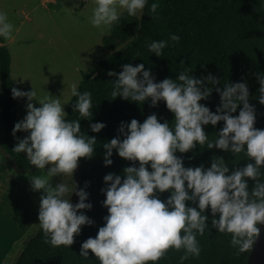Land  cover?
Wrapping results in <instances>:
<instances>
[{
  "label": "clouds",
  "instance_id": "obj_1",
  "mask_svg": "<svg viewBox=\"0 0 264 264\" xmlns=\"http://www.w3.org/2000/svg\"><path fill=\"white\" fill-rule=\"evenodd\" d=\"M94 4L90 23L102 29L119 20L118 8L125 9L129 16H136L145 8L147 0H94ZM159 7V3H152L150 13L154 15ZM12 31L13 24L7 14L0 13V37L10 39ZM179 41L180 37L172 34L168 41H151L147 48L160 57L170 43L178 44ZM180 65L183 70L175 80L166 78L158 83L151 70H145L144 64H125L119 74L107 73L116 78L111 83L114 99L119 96L142 104L150 98L151 107L164 101L175 119L172 126L167 121L161 123L155 114L142 124L136 119L128 124L122 122L119 135L103 144L106 167L113 163L114 149L119 157L138 161L139 167L124 168L123 177L113 173L105 175L107 187L102 192L106 195L103 205L108 215L96 237H89L82 243L79 256L84 259H88L91 252L99 264H156L170 249L183 250L181 264L190 257L198 258L201 247L197 234L202 236L208 228L209 216L205 212L209 208L211 228L230 234L231 246L240 253L252 249L261 235L259 225H264V182L260 179L264 166V130L254 126L256 108L249 102V85L246 81L227 82L221 88L218 87L220 79L213 74L196 78L183 60ZM255 75L260 85L258 101L264 105V74ZM213 89L220 96L215 112L200 103L212 95ZM11 91L14 98L26 97L29 101L27 115L15 124L13 135L21 131L30 132V135L18 140L13 151L26 153L30 164L38 169L51 166L47 174L31 178L33 190L44 193L40 197L38 219L45 243L70 247L82 226L93 224L83 214L84 210L92 209L91 203H85L88 193L84 189L77 190L72 177L80 159L93 157L97 141L81 132L80 120L66 121L60 99L47 96L39 101L40 107H36L31 103L37 95L34 89L25 92L12 88ZM72 96L78 97L74 111L90 120L92 94L78 92L77 85L73 84ZM238 108V116L233 115ZM219 122H223V128L214 139H209L204 126H216ZM104 127L103 123L90 124L94 133ZM197 145L233 155L245 152L254 163L235 168L231 174L222 157H213L209 168L204 165L185 168L176 153H187ZM58 175L71 180L63 179L53 187L50 180ZM249 179L255 181L251 191ZM157 192H171V195L164 201ZM73 193L79 198L75 205L70 202ZM189 201L197 207L187 206Z\"/></svg>",
  "mask_w": 264,
  "mask_h": 264
},
{
  "label": "trees",
  "instance_id": "obj_2",
  "mask_svg": "<svg viewBox=\"0 0 264 264\" xmlns=\"http://www.w3.org/2000/svg\"><path fill=\"white\" fill-rule=\"evenodd\" d=\"M159 3L160 7L153 15L150 5ZM1 13V12H0ZM180 37L178 44L170 43L163 49V54L157 57L148 51L147 45L151 41H168L170 35ZM7 40L0 37V77L3 91L0 94V148H2L21 170H30L33 165L28 161L26 153H16L13 149L18 140L30 135V132H16L13 129L18 123V104L21 98H14L12 88L19 87L13 78L12 54L6 44ZM104 47L113 53L99 61L90 73L83 75L78 87V92L85 91L92 94L93 108L91 119L81 117L74 111L78 97L72 98L66 121L80 120L81 132L89 138L95 137L97 144L94 146L92 158H82L80 164V185L88 193V200L92 209L84 210L93 224L82 226L79 235L74 237L72 246L53 247L45 243V235L41 230L31 238L13 264H99L98 259L89 252L88 259L79 256L81 245L89 237L95 238L100 227L105 225L108 215L103 202L106 195L102 192L107 185L104 177L113 173L123 177L126 167H139V162H132L119 157L114 149L111 159L113 163L105 166V150L103 144L119 135L121 123L128 124L136 119L141 124L144 120L155 114L163 123L167 121L170 126L174 123V114L167 109L164 101L158 102L156 107H151V99L144 103L125 100L122 97L111 96L116 78L107 75L109 71L119 74L125 64H144L145 70H151L156 82L166 78L175 80L183 70L180 61L185 62V67H191V75L200 78L208 73L220 79L218 87L224 84L246 81L249 85L250 104L256 108L257 129L264 130V105L258 101L257 73L264 74V0H147L142 16H129L124 12L117 22L111 26V34L103 39ZM124 46V47H123ZM122 49L118 50L119 48ZM139 53V55H138ZM212 87L211 85H206ZM212 112L220 104V96L213 89L212 95L207 100L200 101ZM239 108L233 115L238 116ZM103 123L105 127L99 132L91 131L90 124ZM223 128V122L216 126H204L209 139H214L215 134ZM123 140V136H120ZM184 162V167L205 168L211 166L213 157H222L229 167V174L235 168H242L250 161L245 152L233 155L217 148L208 149L206 145H197L187 153H176ZM151 172L150 164L147 165ZM261 181L264 182V166L261 167ZM85 183L88 187L85 188ZM249 191L254 187L255 181L248 180ZM161 200L166 201L171 192L156 193ZM191 194V193H189ZM79 198L77 196V202ZM189 207H197L192 202H186ZM79 214V213H78ZM209 216L208 228L197 240L201 247L200 256L190 257L182 264H247L252 252L240 253L231 246V235L220 233L211 228V210H206ZM254 246V245H253ZM183 250L177 252L170 249L166 256L156 264H181L180 257ZM151 264V262H150Z\"/></svg>",
  "mask_w": 264,
  "mask_h": 264
},
{
  "label": "rangeland",
  "instance_id": "obj_3",
  "mask_svg": "<svg viewBox=\"0 0 264 264\" xmlns=\"http://www.w3.org/2000/svg\"><path fill=\"white\" fill-rule=\"evenodd\" d=\"M94 6V0H0V12L13 24L6 44L12 52L15 78L22 91H36L31 101L34 106H40L39 101L47 96L58 98L67 117L72 85L78 89L83 75L113 53L103 44L112 25L97 29L90 23ZM118 12L121 17L126 10L118 8ZM28 103L23 97L19 122L27 115ZM50 167L21 170L0 148V264L15 263L27 242L41 230L38 213L44 193L33 190L31 178L47 174ZM63 179L71 180L58 175L50 183L55 187ZM72 181L78 190L79 163ZM70 202L77 203L75 193Z\"/></svg>",
  "mask_w": 264,
  "mask_h": 264
},
{
  "label": "water",
  "instance_id": "obj_4",
  "mask_svg": "<svg viewBox=\"0 0 264 264\" xmlns=\"http://www.w3.org/2000/svg\"><path fill=\"white\" fill-rule=\"evenodd\" d=\"M261 235L253 246L247 264H264V225H259Z\"/></svg>",
  "mask_w": 264,
  "mask_h": 264
},
{
  "label": "crops",
  "instance_id": "obj_5",
  "mask_svg": "<svg viewBox=\"0 0 264 264\" xmlns=\"http://www.w3.org/2000/svg\"><path fill=\"white\" fill-rule=\"evenodd\" d=\"M0 46H1V43H0ZM11 53H12V52H11ZM12 59H13V57H12ZM12 72H13V78H14L15 82L17 83V85H18L20 91H22V88H21L20 82L15 78V72H14V60H13V62H12ZM2 88H3V87H2V81H1V77H0V90H2ZM22 102H23V97H21L20 102H19V104H18V111H19V108H20ZM18 122H19V115H18Z\"/></svg>",
  "mask_w": 264,
  "mask_h": 264
},
{
  "label": "bare ground",
  "instance_id": "obj_6",
  "mask_svg": "<svg viewBox=\"0 0 264 264\" xmlns=\"http://www.w3.org/2000/svg\"><path fill=\"white\" fill-rule=\"evenodd\" d=\"M41 86H42V85H41ZM54 89H55V88H54ZM56 92H57V91H56ZM56 92H55V93H56ZM53 94H54V93H53ZM37 107H40V106H37Z\"/></svg>",
  "mask_w": 264,
  "mask_h": 264
}]
</instances>
